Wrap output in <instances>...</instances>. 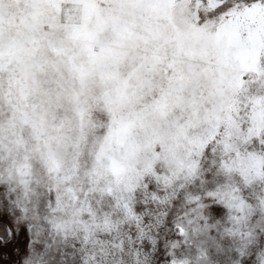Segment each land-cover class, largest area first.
Listing matches in <instances>:
<instances>
[{
    "label": "snow or ice",
    "instance_id": "snow-or-ice-1",
    "mask_svg": "<svg viewBox=\"0 0 264 264\" xmlns=\"http://www.w3.org/2000/svg\"><path fill=\"white\" fill-rule=\"evenodd\" d=\"M0 264H264V0H0Z\"/></svg>",
    "mask_w": 264,
    "mask_h": 264
}]
</instances>
